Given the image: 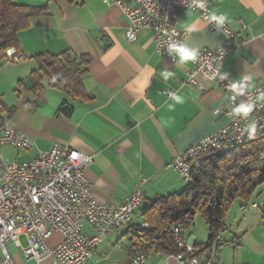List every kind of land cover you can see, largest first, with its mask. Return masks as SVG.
I'll list each match as a JSON object with an SVG mask.
<instances>
[{
  "label": "crops",
  "instance_id": "obj_1",
  "mask_svg": "<svg viewBox=\"0 0 264 264\" xmlns=\"http://www.w3.org/2000/svg\"><path fill=\"white\" fill-rule=\"evenodd\" d=\"M211 8L226 13L228 26L235 32L234 48L222 61V68L232 79L251 75L256 84L264 76V0H210ZM17 4L47 5V13L34 15L29 26L18 32L19 45L11 48L24 54V61H0V114L19 132L30 137L34 145L28 151H14L16 161L32 159L38 150L53 144L67 145L92 155L85 170L91 194L99 201L122 203L141 184L143 200L133 212L132 223L142 222L141 212L159 196L178 193L185 187L179 173L170 167L172 158L203 136L219 130L227 118L220 106L222 89L202 73L194 83L181 84L192 65H179L157 54L153 32L142 30L134 41L125 37L129 24L119 6L102 0H15ZM195 24L198 30L188 32ZM178 28L186 34L191 47L214 49L224 40L190 10H183ZM108 38L102 48L98 38ZM69 51L74 56L87 55L90 62L82 77L87 100L71 99L58 89H31L30 72L37 66L36 55ZM175 73L165 81L160 71ZM166 90L182 92L185 103L169 110ZM68 105V115L61 111ZM13 108L11 112L9 109ZM5 154V153H4ZM7 157L8 154H5ZM231 217L241 216L231 212ZM225 222L220 234L225 240L238 238L237 245L224 246L219 264L264 263V230L255 231L246 216ZM126 227L105 234L102 242L83 264H131L134 256ZM83 231L91 235L89 224ZM183 239L206 256L208 228L196 225L182 230ZM60 240L55 233L46 240L54 246ZM21 245H26L20 236ZM9 249L16 264H36L24 259L20 248ZM1 253V250H0ZM144 264H180L175 255L151 253Z\"/></svg>",
  "mask_w": 264,
  "mask_h": 264
},
{
  "label": "built area",
  "instance_id": "obj_2",
  "mask_svg": "<svg viewBox=\"0 0 264 264\" xmlns=\"http://www.w3.org/2000/svg\"><path fill=\"white\" fill-rule=\"evenodd\" d=\"M102 1L119 6L127 17L129 24L124 34L128 41H134L142 30H151L155 52L171 61H175L177 56L167 50V44H187L186 34L178 28L183 10L195 12L210 31L224 36L223 42L213 50L193 47L198 49L199 58L192 62L186 79L180 81L181 84L194 83L202 88L195 78L197 73H202L220 86V106L227 118L219 130L203 136L172 158L169 165L185 184L191 181V158L211 149L239 145L254 132L264 135V98H261L264 97V76L253 84L251 80L244 79L248 75L232 79L222 68L223 59L234 48L232 38L235 32L227 20L219 26L215 21H207L210 0H207L205 9L198 7L197 0ZM5 55L6 62L10 63L25 59L23 53L11 48ZM238 81L242 82L233 89L231 85ZM172 93L171 90L165 91L167 96ZM241 103H252V113L248 117L232 116V109ZM33 145V140L17 131L8 120L0 124V148L8 146L19 152L28 151ZM91 162L92 155L67 145L53 144L48 150H38L32 159L26 161L11 160L0 150V264H16L9 249L10 243L21 249L24 259L34 260L36 264H83L105 234L131 225L132 214L144 197L141 184L136 185L122 203L99 201L91 194L85 177V170ZM239 207L244 212L257 207V204L245 199L240 201ZM85 223L89 224L91 235L83 231ZM139 227L145 231L149 229L145 221L140 222ZM172 232L181 251L175 255L180 264H219L221 249L239 243L238 238L225 240L218 234L213 237L206 256L201 258L196 255L194 245L183 239L180 226H173ZM55 233L60 234V240L54 246H48L46 240ZM20 236L25 237L26 245H21ZM145 261L146 254L139 252L133 256L131 264H144Z\"/></svg>",
  "mask_w": 264,
  "mask_h": 264
},
{
  "label": "trees",
  "instance_id": "obj_3",
  "mask_svg": "<svg viewBox=\"0 0 264 264\" xmlns=\"http://www.w3.org/2000/svg\"><path fill=\"white\" fill-rule=\"evenodd\" d=\"M46 13V4L24 5L15 0H0V61L6 50L18 47L17 34L29 26L28 20ZM36 59L37 66L29 74L33 91H43L46 82L47 87L63 91L71 99L89 98L82 83L89 56H74L67 50L40 53ZM6 120L0 114V124ZM191 166V181L182 191L159 196L142 210L141 217L149 225L148 230H142L139 224L128 227L129 246L134 255L180 253L172 228L178 225L182 231L191 227L197 214L209 230V247L213 237L225 230L231 205L236 200H250L264 182V135L254 132L239 145L211 149L191 158ZM194 248L200 257L204 249Z\"/></svg>",
  "mask_w": 264,
  "mask_h": 264
},
{
  "label": "clouds",
  "instance_id": "obj_4",
  "mask_svg": "<svg viewBox=\"0 0 264 264\" xmlns=\"http://www.w3.org/2000/svg\"><path fill=\"white\" fill-rule=\"evenodd\" d=\"M207 0H197L198 7L200 9L206 8ZM207 21L212 22L215 21L216 25H223L226 20H228V16L226 13H219L217 9H211L208 11ZM188 32L196 31L198 28L195 24L188 26L186 29ZM228 33L225 32V35ZM167 50L169 52H174L179 60V65H187L189 62H196L199 58L198 49L191 47L188 44H179L176 42H171L167 44ZM160 76L165 80L168 81L173 79L175 73L171 70L164 69L160 71ZM244 79L251 80L252 76L248 75ZM242 81L234 82L231 87L233 89L237 88V83ZM264 98V97H261ZM186 97L182 92H174L169 97V103L167 104V108L169 110L175 109L177 105H182L185 103ZM254 105L252 103H241L239 106L232 109L231 115L232 116H242L248 117L253 111Z\"/></svg>",
  "mask_w": 264,
  "mask_h": 264
},
{
  "label": "rangeland",
  "instance_id": "obj_5",
  "mask_svg": "<svg viewBox=\"0 0 264 264\" xmlns=\"http://www.w3.org/2000/svg\"><path fill=\"white\" fill-rule=\"evenodd\" d=\"M0 150L2 152H4L5 154H8V158H10L11 160H17L18 158H16L17 153L14 152L15 150L12 149L11 147L8 146H3L0 148ZM250 201L255 202L257 204V207L252 208V209H248L247 211L241 212L240 211V201L236 200L230 207V209L228 210L225 222H228L229 220H232L231 217V212L233 213L235 212H239V214H241V216L238 217V215L234 218L237 219L235 221H238V219L242 218L243 216L247 215L246 221L247 223H249L252 228L255 231L258 230H264V182H262L261 185H259L255 192L253 193ZM194 225H196L198 228H207L203 218L197 214L194 218ZM193 226V225H192Z\"/></svg>",
  "mask_w": 264,
  "mask_h": 264
},
{
  "label": "water",
  "instance_id": "obj_6",
  "mask_svg": "<svg viewBox=\"0 0 264 264\" xmlns=\"http://www.w3.org/2000/svg\"><path fill=\"white\" fill-rule=\"evenodd\" d=\"M98 41L102 48H105L109 45L108 43H110L108 38L103 35L98 38ZM60 109L66 115H68L70 112V107L68 105H62Z\"/></svg>",
  "mask_w": 264,
  "mask_h": 264
}]
</instances>
